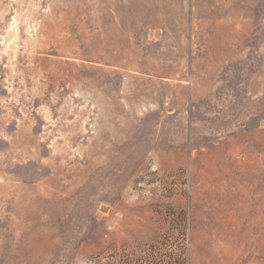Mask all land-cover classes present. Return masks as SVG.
<instances>
[{"label":"rangeland","instance_id":"1","mask_svg":"<svg viewBox=\"0 0 264 264\" xmlns=\"http://www.w3.org/2000/svg\"><path fill=\"white\" fill-rule=\"evenodd\" d=\"M0 264H264V0H0Z\"/></svg>","mask_w":264,"mask_h":264},{"label":"bare ground","instance_id":"2","mask_svg":"<svg viewBox=\"0 0 264 264\" xmlns=\"http://www.w3.org/2000/svg\"><path fill=\"white\" fill-rule=\"evenodd\" d=\"M246 162H247V160H246Z\"/></svg>","mask_w":264,"mask_h":264}]
</instances>
